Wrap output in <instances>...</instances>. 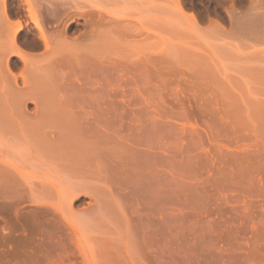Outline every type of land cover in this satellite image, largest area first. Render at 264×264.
<instances>
[{
	"label": "rangeland",
	"instance_id": "obj_1",
	"mask_svg": "<svg viewBox=\"0 0 264 264\" xmlns=\"http://www.w3.org/2000/svg\"><path fill=\"white\" fill-rule=\"evenodd\" d=\"M53 1L71 12L66 40L46 49L24 12L15 43L0 32V264H145L117 197L98 171L65 160L48 164L45 150L68 155L75 140L91 141L76 128L82 118L73 104L109 115L108 92L102 96L67 84L66 75L81 68L116 71L107 85L117 89H106L118 93L123 106L130 104L122 117L134 116V104L163 111L170 232L216 228L227 245L233 237L223 214L259 201L263 217L264 0ZM90 9L130 25L116 34L109 28V37V29L98 25L106 35L99 39ZM30 187L47 201L71 195L65 206L77 229L71 234L75 240L78 234L87 253L75 248L74 261L54 253V263L56 257L36 245L29 219L12 210ZM169 253L179 262L183 251L170 246Z\"/></svg>",
	"mask_w": 264,
	"mask_h": 264
},
{
	"label": "bare ground",
	"instance_id": "obj_2",
	"mask_svg": "<svg viewBox=\"0 0 264 264\" xmlns=\"http://www.w3.org/2000/svg\"><path fill=\"white\" fill-rule=\"evenodd\" d=\"M14 3L16 6L13 8L11 6ZM60 7L53 0H0V32H6L7 38L15 43L23 30L20 18L21 12H24L36 29L38 39L47 49L54 41L66 40L65 30L72 15L71 12L61 10ZM12 16L17 17L18 22L14 23ZM87 16L93 19L90 20L93 33H97L93 36L99 39L104 38L103 34L105 37L107 34L113 35L116 34V29L130 25L126 20L112 17L99 9H90ZM101 24L108 29H115V32L109 29L105 32L106 35L104 32L101 34L99 28H95ZM135 35L134 38H138ZM140 35L145 36L142 33L138 36ZM110 70L112 71V67ZM115 72V70L113 73L101 71L99 74L86 72L81 68L79 72L66 75L67 84L73 89L100 92L102 96L104 92H108L109 115L102 118L101 114L94 115L91 108L85 112L83 111L85 108L79 110L78 105L73 104V110L82 118L76 128L81 131V135H85L86 140L91 139V141L79 143L75 140L71 147L69 146L71 151L68 155L65 153L58 155L53 151L45 150L48 164L54 167L59 160H65L71 167L78 169L90 167L98 171L110 193L117 197L127 226L133 234L145 264H178L179 262L201 264L203 260L213 264L221 259H224L223 264H264V255L261 253V244L264 245V216L261 217L259 201L252 202L245 209L237 207L233 209L234 211L223 214L224 222L231 226L230 232L227 233L233 237L232 242L227 245L219 239L216 228L205 231L203 226H199L188 228L184 232H170L166 164L168 137L164 113L153 105L134 104L136 106L132 108L134 116L129 109L133 117H125L126 107L130 104L128 103L127 106L124 104V107L121 101L118 102L119 94L107 90L109 87L111 89V86L115 88L114 90L117 89L115 84L107 85L108 79L113 76L114 79L116 78ZM120 109H124V113H121ZM123 114L124 117L121 116ZM109 146L112 149L110 151L107 149ZM11 168L18 172L16 167L11 166ZM56 169L59 172V169ZM34 192L36 189L30 187L28 195L22 193L12 210H15L14 214L16 213L17 217L23 215L29 219V223L37 232L36 245H39L48 256L57 253L58 257L60 256L58 259H64L63 261L78 259V254L75 255L78 248H82L84 253H87V248L78 234L73 233L78 238L76 240L71 234L77 230L68 220L65 211V206L72 202L73 198H69L71 195L61 196L55 201H47L41 197L37 198ZM203 218L204 216L201 217L200 222ZM249 225H252L253 229H250ZM10 230L8 228V231ZM204 244L210 247L202 249ZM170 246L182 249L183 254L179 262L170 255ZM220 249H223V255H220L222 254ZM53 257L56 259L51 260H54V263L58 262L57 256ZM61 264L66 263L61 262Z\"/></svg>",
	"mask_w": 264,
	"mask_h": 264
}]
</instances>
